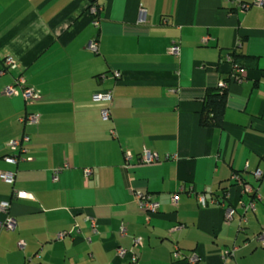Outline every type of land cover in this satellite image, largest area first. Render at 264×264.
Instances as JSON below:
<instances>
[{"label": "crops", "instance_id": "0c3cea01", "mask_svg": "<svg viewBox=\"0 0 264 264\" xmlns=\"http://www.w3.org/2000/svg\"><path fill=\"white\" fill-rule=\"evenodd\" d=\"M238 1L250 6L0 0V91L23 75L36 92L26 102L16 84L0 95V170L15 173L13 183L0 178V201L10 200L18 227L0 229V264H190L193 253L196 264H264V6ZM235 48L258 68L230 78L223 124L202 125V98L228 78L221 59ZM107 90L110 103L94 100ZM29 113L37 123L21 120ZM23 134L25 150L6 161ZM145 149L160 161L142 162ZM139 190L159 201L157 211L139 206ZM119 247L137 261L119 257Z\"/></svg>", "mask_w": 264, "mask_h": 264}, {"label": "built area", "instance_id": "2783aa9c", "mask_svg": "<svg viewBox=\"0 0 264 264\" xmlns=\"http://www.w3.org/2000/svg\"><path fill=\"white\" fill-rule=\"evenodd\" d=\"M226 1L231 2V3L235 2L236 5L240 6L243 9L247 6H249L247 4L241 3L238 0H226ZM255 3L259 6H264V0H255ZM90 13L93 15L94 24L99 25V18L97 17L98 7L96 4H91ZM144 15H145L144 10L142 9L140 11V20L143 21L145 19ZM209 38H210L209 36H205L203 38L202 42L204 44H207L209 41ZM88 46L91 49L97 50V42H95V41H91ZM169 50L172 54H175V55H179V53H180V47L177 43H173L170 46ZM4 64L10 70H16L17 69L16 60L11 56H9V57L7 56L5 58ZM113 75L115 77H119L120 73L118 71H115V72H113ZM16 84L22 86L23 97H24L26 102L33 100L36 97L35 90L32 87H29L25 84V79H24L23 75L17 76L15 84H10V85H7L6 87H4L0 91V95L5 96V95L11 94L15 90ZM220 85L226 86L227 83L221 82ZM93 98H94V100H98V101L102 100V101L111 102L112 101V94L110 91L95 92L93 94ZM101 112H102L103 118L108 119L110 117V109L108 107L102 108ZM21 120L25 121V122H29V123H37L39 120V116L36 114H33V113H29L26 117H22ZM28 140H30L29 135H24L20 138L11 140L9 142V145H10L11 149H13V150H20L21 149L23 151V150H25V148L22 145L25 142H27ZM5 160L8 162L14 163V162H16L17 157H16V155H11V156L6 157ZM141 160H142V162H144L146 164L156 163V162L160 161V155H159V153H157L155 151L145 149L142 153ZM255 174L257 177H260V176H262V171L257 170L255 172ZM235 177H237V176L235 175ZM0 178L3 179L4 181L8 182V183H13L15 180V173L12 171L0 170ZM15 196L24 197V196H26V193H24L22 191H16ZM135 197H136V200L138 201L139 206L142 209H144L147 213L155 212L159 209V206H160L159 201L154 199L152 196L147 195L144 192L139 190V191L135 192ZM178 198H179V195L176 193L172 196V201L174 203H177ZM199 201H200L201 205H203V206L206 204V199L204 196L199 195ZM10 206H11L10 200L0 201V212L5 214V218L3 220L0 219V229L4 228V229L10 231L12 234H17L18 233L17 221H16L15 217H13L10 214ZM249 207H254L253 202H250L246 208H249ZM233 213H234V209L230 208L226 215L228 218L229 217L232 218ZM93 223H94L93 226H95V221H93ZM61 235H63V234H60L59 236H61ZM135 242L138 245V243L140 242V239L139 238L136 239ZM19 244L24 245V241H20ZM229 253L230 252H226L225 254H229ZM117 254L121 258H125L126 256H128L130 261H133V262L137 261V254L135 251H133L131 249L119 247L117 249ZM174 254L176 257L181 256L180 250L177 247L175 248ZM225 256L226 255H224V257ZM188 260H189L190 264H196L199 261V257L196 253H193L190 256H188Z\"/></svg>", "mask_w": 264, "mask_h": 264}, {"label": "trees", "instance_id": "16d2710c", "mask_svg": "<svg viewBox=\"0 0 264 264\" xmlns=\"http://www.w3.org/2000/svg\"><path fill=\"white\" fill-rule=\"evenodd\" d=\"M241 3L247 4L250 6V4H248L246 2H241ZM253 3L256 4L255 0L253 1ZM249 6L245 7L244 9L248 8ZM97 7H98V5H97ZM98 12H99V8H98ZM93 41L96 42V40H93ZM226 61L230 64V67H231L230 70L228 71V73H226L228 75V78H225V80L223 81V82L227 83V85L226 86L218 85V86L208 88L204 97L202 98L203 105H202V109L200 111V118H201L202 125L219 127L223 124L224 113H225L227 103H228V82H229L230 78L232 77L233 79H235V78L240 79L241 77L244 76L245 71L258 68V59L256 56H250V55H248L242 51H239V49H236V48L228 51L227 53H225L223 55L221 62H226ZM116 78H118V77H116ZM107 91H110L112 94L111 90H107ZM34 99L27 101V102L34 101ZM112 99H113V95H112ZM96 101H98V100H96ZM99 101H102V100H99ZM106 102H108V101H106ZM108 103H110V102H108ZM106 107H108L110 109V106H106ZM110 116H111V110H110ZM24 135H29V134H23L22 136H24ZM22 136H20V137H22ZM20 137H18V138H20ZM29 137H30V135H29ZM15 139H17V138H15ZM27 142H25L22 145L24 148L26 147L25 144ZM14 151L18 152L17 154H15L17 157V160H18V156L20 155L19 153L22 150L20 149V150H14ZM8 156H6V157H8ZM6 157H4V158H6ZM17 160H16V162H17ZM16 162H14V163H16ZM262 175H263V172H262ZM145 194H147V193H145ZM147 195H149V194H147ZM150 196H152V195H150ZM257 196H258V194H256V197ZM254 198H255V194H254Z\"/></svg>", "mask_w": 264, "mask_h": 264}]
</instances>
